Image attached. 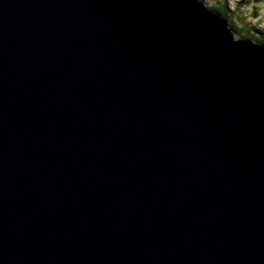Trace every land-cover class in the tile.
<instances>
[{
	"label": "water",
	"instance_id": "1",
	"mask_svg": "<svg viewBox=\"0 0 264 264\" xmlns=\"http://www.w3.org/2000/svg\"><path fill=\"white\" fill-rule=\"evenodd\" d=\"M0 264H264V45L201 0H0Z\"/></svg>",
	"mask_w": 264,
	"mask_h": 264
},
{
	"label": "trees",
	"instance_id": "2",
	"mask_svg": "<svg viewBox=\"0 0 264 264\" xmlns=\"http://www.w3.org/2000/svg\"><path fill=\"white\" fill-rule=\"evenodd\" d=\"M201 1L206 3L205 0ZM244 5L252 8V16L249 17ZM207 7L226 18L235 38L251 40L254 43L259 42L264 45V13L263 15L259 14L263 10L264 0H243L230 5L227 4L226 0H218ZM250 19L257 20V25H252Z\"/></svg>",
	"mask_w": 264,
	"mask_h": 264
},
{
	"label": "rangeland",
	"instance_id": "3",
	"mask_svg": "<svg viewBox=\"0 0 264 264\" xmlns=\"http://www.w3.org/2000/svg\"><path fill=\"white\" fill-rule=\"evenodd\" d=\"M206 1V3L204 2V4L206 5V6H208V5H210L211 3H213V2H215V1H218V0H205ZM240 1H243V0H226V2H227V4L228 5H230V4H232V3H234V2H240ZM245 6V5H244ZM257 8H258V6H257ZM245 9L248 11V13H249V17L250 16H252V8L251 7H249V6H245ZM259 10V9H258ZM263 13H264V7H263V10H261L260 12H259V14L260 15H263ZM264 16V15H263ZM251 20V19H250ZM252 21V25H257V20H251ZM235 39H237V38H235Z\"/></svg>",
	"mask_w": 264,
	"mask_h": 264
},
{
	"label": "bare ground",
	"instance_id": "4",
	"mask_svg": "<svg viewBox=\"0 0 264 264\" xmlns=\"http://www.w3.org/2000/svg\"><path fill=\"white\" fill-rule=\"evenodd\" d=\"M236 40H238V39H236Z\"/></svg>",
	"mask_w": 264,
	"mask_h": 264
}]
</instances>
